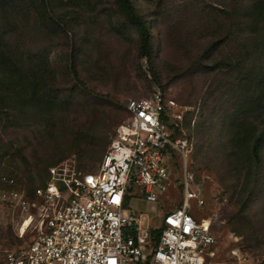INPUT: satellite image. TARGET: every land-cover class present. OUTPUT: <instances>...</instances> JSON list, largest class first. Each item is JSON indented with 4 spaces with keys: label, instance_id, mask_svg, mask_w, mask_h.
Instances as JSON below:
<instances>
[{
    "label": "rangeland",
    "instance_id": "rangeland-1",
    "mask_svg": "<svg viewBox=\"0 0 264 264\" xmlns=\"http://www.w3.org/2000/svg\"><path fill=\"white\" fill-rule=\"evenodd\" d=\"M13 2L15 15L0 13L1 32L7 31L9 43L24 51L48 50L58 76L51 91L65 99L66 107L16 126L0 124V143H12V151L23 147L28 158L43 155L56 159L65 150L72 130L90 116L91 106L103 97L125 106L130 98L149 97L160 89L190 107L183 124V131L195 143L188 156L195 179L190 185L205 201L198 208L196 200H191V212L198 219L208 218L216 234L215 253L208 261L264 264V147L257 184L242 213L232 196L238 171L224 153L232 122L241 118L257 123L264 115V87L260 90L257 84L264 61L253 49L254 40L245 38L240 15L248 0H134L151 26L153 64L139 56L137 33L120 14L117 0H46L49 12L58 19L50 25L41 21L43 6L38 0ZM67 63L75 68L78 79H73ZM236 105L240 106L235 115ZM209 135L204 152L200 145ZM90 144L89 139L79 151L65 152L59 162L77 159ZM207 156L214 159L206 160ZM100 161L89 162L90 168ZM177 169L169 171L174 185L168 194L173 203L127 196L124 208L141 214L144 223L160 224L165 210L162 205L178 207L181 203L182 177ZM45 174L22 172V177L15 179L17 187L30 195L44 183ZM8 189L1 186L0 193ZM155 194L159 200L165 193L156 189ZM24 219V212L0 197V260L7 250L25 246L35 235L32 223L18 236ZM28 223L24 222L23 229ZM245 223L251 233L237 229Z\"/></svg>",
    "mask_w": 264,
    "mask_h": 264
},
{
    "label": "built area",
    "instance_id": "built-area-1",
    "mask_svg": "<svg viewBox=\"0 0 264 264\" xmlns=\"http://www.w3.org/2000/svg\"><path fill=\"white\" fill-rule=\"evenodd\" d=\"M125 108L128 115L96 168H86L85 152L51 166L48 179L30 195L19 188L0 193L4 203L25 213L18 236L32 223L35 230L28 244L7 250L0 264H217L208 261L216 242L211 223L191 212V200L198 208L205 201L190 185L193 143L183 131L190 107L156 89L149 97L128 99ZM175 166L181 203L162 205L160 224L144 223L141 214L124 208L127 196L173 203L169 171ZM156 189L165 193L159 200Z\"/></svg>",
    "mask_w": 264,
    "mask_h": 264
},
{
    "label": "trees",
    "instance_id": "trees-1",
    "mask_svg": "<svg viewBox=\"0 0 264 264\" xmlns=\"http://www.w3.org/2000/svg\"><path fill=\"white\" fill-rule=\"evenodd\" d=\"M117 1L120 14L125 22L132 26L137 33L139 56L145 57L150 61V64H153L152 33L147 17L137 10L134 0ZM12 3H14L13 0H0V13L15 15L17 13L16 5H12ZM38 3L43 6L41 15L43 23L50 25L58 22V19L54 18L49 12L46 0H38ZM240 15L243 19V34L245 38L254 40L253 49L264 61V0H248ZM55 64L48 50L24 51L21 46L10 44L8 32H1L0 30V124L5 127L8 125L16 126L21 122L34 120L40 114L49 115L54 113L55 110L61 111L62 106L63 108L66 107L65 99H61L51 91V85L56 83L58 77ZM66 65L68 66V71L72 73L73 79H78L77 72L72 64L67 63ZM228 65H231V61H229ZM259 76L257 84L260 85L261 90L264 87V70L260 69ZM239 106L236 105L233 110L235 115L239 111ZM127 115L125 106L119 105L116 101L112 102L107 96L103 97L101 102L91 106L90 116L84 118L80 124L78 123L79 126L76 130H72V136L66 143L65 150L60 151V156L53 160L49 156L43 155H35L28 158L24 154L23 147L15 148V151H12V143L1 142L0 169L2 168V171H0L2 173L0 174V187L18 188L15 179L16 177L20 179L22 172H26V174L45 172V183L49 177V168L59 163L65 152L79 151L81 145L89 139L91 144L86 152L87 161L93 162L99 158L101 160L115 133L113 128L121 123ZM185 121L186 116L184 118ZM255 121L241 120L240 118L232 122L226 143L227 150L224 152L232 167L238 171L232 188V196L236 200L239 213L244 211V207L252 198L260 172L261 150L264 147V115L257 123ZM208 127L211 128L212 124H209ZM91 131L93 133L90 135L89 132ZM203 131H205V128ZM187 137L190 139L189 136ZM190 141L195 145L192 139ZM209 141L210 135L202 140L203 143L200 148L204 152L206 143ZM216 144L218 143L213 145ZM80 154H82V151ZM212 159H214L213 156L206 157V160L212 161ZM89 162L86 168L91 170ZM250 186H252L251 192L246 193ZM31 189L29 188V191ZM211 229L213 231L212 224ZM237 229L241 233H251L248 223L242 224ZM213 233L216 237L214 231ZM154 234L156 235L157 232Z\"/></svg>",
    "mask_w": 264,
    "mask_h": 264
}]
</instances>
